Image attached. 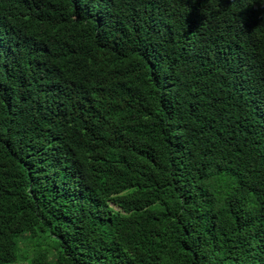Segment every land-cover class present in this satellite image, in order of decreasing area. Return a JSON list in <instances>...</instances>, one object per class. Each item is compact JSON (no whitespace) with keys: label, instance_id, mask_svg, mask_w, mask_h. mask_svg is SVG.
<instances>
[{"label":"trees","instance_id":"1","mask_svg":"<svg viewBox=\"0 0 264 264\" xmlns=\"http://www.w3.org/2000/svg\"><path fill=\"white\" fill-rule=\"evenodd\" d=\"M0 264H264V0H0Z\"/></svg>","mask_w":264,"mask_h":264}]
</instances>
